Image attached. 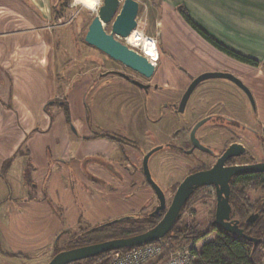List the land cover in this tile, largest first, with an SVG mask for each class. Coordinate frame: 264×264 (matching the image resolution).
<instances>
[{"label":"crops","instance_id":"obj_1","mask_svg":"<svg viewBox=\"0 0 264 264\" xmlns=\"http://www.w3.org/2000/svg\"><path fill=\"white\" fill-rule=\"evenodd\" d=\"M0 2L4 7L12 4L8 0ZM163 4L171 8L184 5L191 20L217 41L244 56L264 59V0H164ZM21 10L27 13L25 8ZM20 17L21 25L0 18V178L14 190L0 201V262L34 264L37 260L38 264H47L63 236L78 228L80 220L91 219V225L98 226L157 198L138 168L125 186L128 173L122 163L129 154L128 150L122 152L118 142L87 137L86 130L76 135L69 130L64 102L74 124L84 122L86 115L74 118L76 105L70 98L73 82L68 84V79L79 75L84 78L75 91L83 101L87 81H94L92 69L73 73L63 82L67 88L58 93L52 67L47 72L49 86L45 91L39 88L35 83L39 75L28 65V35L44 28L28 29L26 15L21 12ZM166 24L168 28L173 26ZM44 33L48 32L44 29ZM53 44L52 39L49 50H53ZM239 63L244 70L224 66L208 71L231 70L243 78L264 121V70ZM89 142L97 143L95 150L83 147ZM136 182L141 187L135 193Z\"/></svg>","mask_w":264,"mask_h":264},{"label":"rangeland","instance_id":"obj_2","mask_svg":"<svg viewBox=\"0 0 264 264\" xmlns=\"http://www.w3.org/2000/svg\"><path fill=\"white\" fill-rule=\"evenodd\" d=\"M100 1L97 10H91L77 0H8L12 3L10 7H4L0 2V18L7 17L21 25L20 13L23 12L26 15V19H23L28 29L42 27L48 32L44 33V29H40L28 35V38L30 37L28 65L35 68V72L39 75L36 76L38 78L35 83L39 88L42 86L44 91L49 86L47 72L52 67L58 80V93H62L67 88L63 82L73 73H83L88 68L92 69L91 76L94 81H91V84L87 81L83 90L85 96L83 101L79 95L77 97L75 91L80 89L84 78L79 75L76 79L73 76L68 79V84L73 82L70 98L76 105L77 115L74 118L79 119L84 115L86 117L84 122L74 124L69 114V117L66 115V122L74 135L79 130H86L87 137H93L97 133H110L129 138L138 145L136 148L124 144L129 154L122 163L128 173L125 186L137 168L147 181L143 168L145 155L165 144L167 137L175 135L177 127L191 125L210 111L232 115L239 119L244 118L255 124L254 105H249L247 97L224 79L204 81L194 90L185 111L182 113L174 111V104L181 98L182 89L193 76L203 70L218 69L224 66L235 71L245 69L242 67L243 64L211 45L194 30L180 13V7L185 8L184 5L171 8V5L163 4L164 0H138L140 3L138 26L132 33L140 34V43L145 40L151 42V49H147L144 45H135L151 59L154 65L150 68L151 72L148 75L133 74L140 82L150 85L149 90L135 86L124 79H118L114 75L102 78V74H106L107 67L112 66L113 60L111 57L107 59L105 54L85 42L89 25L103 4V0ZM21 8H25L27 13ZM188 14L190 15L189 11ZM163 21H165V26ZM166 22L172 23L173 26L168 28ZM104 28L108 32L111 31L110 24L104 25ZM46 35L50 37L46 38ZM52 39L53 50H49L48 43L52 42ZM119 39L129 44L124 39ZM258 62V67L264 70V59ZM35 83L32 82V85L34 86ZM154 84L163 86L156 89L153 87ZM83 147L92 151L97 147V143L89 142ZM180 157L165 147L153 153L149 158V172L151 178L166 196V209L177 190V184L187 176L191 168ZM26 182L28 186L30 184L28 174ZM9 185L7 181L5 184L0 178V201L5 196L14 194L13 188ZM138 186L141 187L140 183L136 182L135 193L139 190ZM262 193L252 189L247 191L253 203ZM213 195L214 191L210 187L199 190L182 213L179 225L195 224L198 230H205L213 220L212 212L215 207ZM156 198L157 201L152 199L144 206L141 205L137 207L138 209L133 208L120 217L133 218L151 212L159 204L157 194ZM107 222H99L97 225L101 226ZM91 223V219L80 220L78 228L73 229L68 236H63L59 246L80 244L87 239L99 242L124 237L125 234L117 232V229L136 232L150 227L147 224L124 223L115 226L114 232L108 229L91 233L89 230L96 227ZM85 234L87 238L84 239ZM215 236V233L210 234L198 242L195 245L196 248L200 250L203 242L212 241ZM188 246L189 244L180 248ZM0 264L5 263L0 262ZM34 264H38L37 260H34Z\"/></svg>","mask_w":264,"mask_h":264},{"label":"water","instance_id":"obj_3","mask_svg":"<svg viewBox=\"0 0 264 264\" xmlns=\"http://www.w3.org/2000/svg\"><path fill=\"white\" fill-rule=\"evenodd\" d=\"M139 10L140 3L138 0H103V4L99 7L98 14L89 25L85 35V42L106 53L111 58L121 62L125 66L144 75H148L151 72L148 57L138 53L134 49L129 48L126 44L116 38L118 36L128 38L137 28ZM106 24H111L110 32L106 31L104 28V25ZM209 79H229L244 90L251 101H253L249 88L238 77L229 72L208 71L201 73L190 83L179 105V111H183L185 109L195 88L202 81ZM138 84L141 85V87H148V85H143L142 83ZM199 125L200 124L196 125L193 129L192 138L198 146H202L195 138V133ZM241 147V145L233 144L229 147L222 159L212 169L198 171L188 175L179 184L167 209L164 193L151 178L149 172L148 162L152 151L147 153L144 158V174L159 199V205L151 213V215L153 216L156 213L165 210L161 220L154 227L139 234L64 249L55 254L48 264H72L108 252L137 247L164 238L181 218L182 209L186 202L194 194L196 189L203 185L214 184L216 186L217 207L214 223L220 225L226 231H229L234 235L245 237L246 239L257 243L260 239L245 234L242 229L238 227L237 222L231 220L232 207L230 204L229 181L233 175L264 171V165L235 166L230 169H225L222 166L223 164H221L227 156L234 154L232 153L233 149L240 150ZM254 215L256 214L250 215L247 222L254 221ZM121 219L122 218L117 220Z\"/></svg>","mask_w":264,"mask_h":264},{"label":"flooded vegetation","instance_id":"obj_4","mask_svg":"<svg viewBox=\"0 0 264 264\" xmlns=\"http://www.w3.org/2000/svg\"><path fill=\"white\" fill-rule=\"evenodd\" d=\"M116 38L119 41H121L119 38L124 39L130 45L121 41L122 43L126 44L129 48L134 49L138 53L148 57L146 54L141 52V49H138V46L135 45L137 43L132 44V41L129 38H123L121 36H118ZM138 44L142 46V43L139 42ZM100 52L105 54L107 59L110 58V56L107 55L106 53H104L102 51H100ZM111 59L113 60L112 61L113 63L111 62L112 66L107 67V69L105 71L106 74H102V75H105V76L118 75L119 77L125 79L127 82H130L131 84H133L135 86L141 87V85H139L138 83H142V82H140L133 73H139V74H142V73L137 72V71L125 66L124 64H122L121 62H119L113 58H111ZM148 59L150 61V68H153L152 67L154 65L153 62L151 61V59L149 57H148ZM116 63H118V64H116ZM254 68L257 69L258 67H254ZM222 71L232 73L233 75L238 77L249 88V90L252 94V97H253V101H251V99L248 97L246 92L244 90H242L237 84H235L233 81H231L229 79H224L227 83H230L231 85H233V87L237 88L240 92H242L247 97V100H249V102H250L249 105L250 104L254 105L253 111L255 112V116H254V119H255L254 123L255 124H253L250 121L248 122V120H245L244 118L239 119V118L233 117L232 115H228V114L222 115V114L217 113L215 111H210L206 115L201 116L195 122L191 123V125H185L182 127H177L175 129L176 133L174 136L167 137L168 140L165 142V144H163L162 146H160L156 149L154 148L151 151L153 154V153H156L157 151L162 150L165 147H167L168 149L171 150V153H174L177 156H181L180 157L181 160H183L184 163L190 165V167H191L187 176L192 174V173L198 172V171H204V170L212 169L222 159V157L227 152L229 147L232 146L233 144H238V145H241L242 147L240 148V150L239 149H233L232 150V153H234V154L231 153L232 155L227 156L224 159V161L221 163V164H223L222 165L223 168L230 169V168L235 167V166H245V165H250V166L261 165V166H263L264 165V121L261 120L259 115H258L257 102L255 99V96H254L252 90L250 89V87L245 83L243 78H241L239 75L232 72L231 70H222ZM204 72H208V70L202 71L201 73H204ZM201 73L193 76V78H191L189 83H187L185 85V88L182 89L183 93L181 95V98L179 99L178 102H176L174 104V111L175 112L179 111V105L181 103V100H182L188 86ZM209 80H211V79H209ZM205 81H207V80H205ZM203 82L204 81H202L200 84H202ZM142 84L148 85V84H144V83H142ZM162 86L163 85L154 84L153 87L158 89V88H161ZM141 88H143L145 90L146 89L149 90L151 88V86L148 85L147 88H145V87H141ZM188 102H189V100H188ZM187 105H188V103H187ZM185 109H186V107H185ZM185 109L183 111H179V112L182 113L185 111ZM198 124H200V125L198 126V128L196 130L195 138L198 141V143L202 146H198V144H196L195 140L192 138V131L195 128V126ZM97 134H103V133H97ZM104 138H107V137H104ZM124 138H126V137H124ZM126 140H127L126 144L128 145V147H129V145H133V147H136V148L138 147V145H136L133 141H131V139L126 138ZM121 150H122V148H121ZM125 150H126V148L124 146V150H122V152L125 153ZM151 151H149V152H151ZM237 152H239V153H237ZM187 176H185V178ZM185 178H183L181 180V182ZM181 182H179L177 184V188ZM229 184H230V204L232 207L231 220L236 221L238 227L240 229H242V231L247 235L252 234V233H258L259 230L256 228V225L258 224V221L263 217V214H264V171H255V172H249V173H244V174H239V175H233L229 181ZM150 186H151V184H150ZM237 186L245 187L247 200H251L247 195L248 189L263 192L261 196H259L255 199L256 202L253 203V205H251V207H250L251 211L248 214L240 213L238 211L237 207L232 202V199L234 196L233 193H234ZM208 187L213 189V191H214L213 197L215 199L214 200L215 201V207H214V210L212 212L213 213V220L211 221L209 226L213 225V227L219 232V231L225 230V229L223 227H221L220 225L214 223L215 214H216V207H217L216 186L214 184L213 185L200 186L199 188L196 189L194 194L189 199L191 200V198L199 190L204 189V188H208ZM165 198H166V196H165ZM158 205L155 206V209ZM252 214H256L253 216L254 221L247 222V219Z\"/></svg>","mask_w":264,"mask_h":264},{"label":"trees","instance_id":"obj_5","mask_svg":"<svg viewBox=\"0 0 264 264\" xmlns=\"http://www.w3.org/2000/svg\"><path fill=\"white\" fill-rule=\"evenodd\" d=\"M180 13L183 18L194 28V30H196L198 34H200L211 45L215 46L216 48L226 53L230 57L238 60L239 62H242L252 67H258V60L244 56L229 49L224 44L220 43L214 37L208 34L204 29L199 27L196 23H194L185 8L180 7ZM63 105L65 113L67 117H69V111L66 102H64ZM93 137H107L109 139L116 140L117 142H119L122 150H124V144L127 143L126 138L110 133L94 134ZM233 195L234 196L232 202L237 207L238 211L242 214H248L251 211L250 207L251 205H253V202L252 200L246 199L245 187L237 186ZM189 202L190 199L184 205L182 213L186 210ZM154 209L151 212L147 214H142L138 217H124L121 220H111L104 225L91 228L89 232L94 233L108 229L114 232L116 230V228H114L115 226H119V224L124 223H132L133 225L147 224L150 226L148 229H150L161 220L165 213V210H162L152 216L151 213L154 211ZM180 220L181 219L176 222L174 227L168 232V234L164 238L169 240L171 251H174L175 249H178L188 244L189 246L191 245V249L196 255L194 264H264V214L256 225V228L259 230V232L248 234L249 236L260 239V241H258L257 243H254L246 239L245 237L234 235L226 230H221L218 232L213 227V225L208 226L203 231L198 230L195 224L180 226ZM148 229H141L136 232L117 229V232H121L122 234H125L124 237H127L145 232ZM212 233L216 234L215 239L206 243L203 242L201 249L198 250L195 245ZM85 238H87V234H85L84 239ZM157 241L158 240L146 244L155 243ZM95 242L96 241L92 242L90 239H87L80 244L76 243L73 245L69 244L65 245L64 247H58L56 248L53 256L64 249H70ZM127 249L131 248L120 249L118 251H124ZM111 253L112 252L101 254L93 258L75 262L74 264H107L110 260Z\"/></svg>","mask_w":264,"mask_h":264},{"label":"built area","instance_id":"obj_6","mask_svg":"<svg viewBox=\"0 0 264 264\" xmlns=\"http://www.w3.org/2000/svg\"><path fill=\"white\" fill-rule=\"evenodd\" d=\"M195 257L191 245L171 251L169 240L161 238L155 243L113 251L107 264H194Z\"/></svg>","mask_w":264,"mask_h":264},{"label":"bare ground","instance_id":"obj_7","mask_svg":"<svg viewBox=\"0 0 264 264\" xmlns=\"http://www.w3.org/2000/svg\"><path fill=\"white\" fill-rule=\"evenodd\" d=\"M79 3L87 6V8H90L91 10H97L99 2H101L100 0H77ZM129 39L134 42V43H139L141 38H140V34L138 33H131V35L129 36ZM145 46L147 49H151L152 48V44L150 41H146L142 43V46Z\"/></svg>","mask_w":264,"mask_h":264}]
</instances>
